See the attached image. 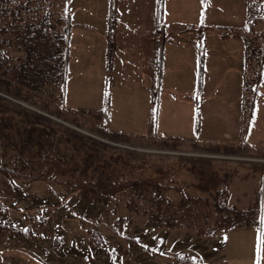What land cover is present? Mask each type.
Returning a JSON list of instances; mask_svg holds the SVG:
<instances>
[{"label":"rangeland","instance_id":"374dc122","mask_svg":"<svg viewBox=\"0 0 264 264\" xmlns=\"http://www.w3.org/2000/svg\"><path fill=\"white\" fill-rule=\"evenodd\" d=\"M62 1L53 7L64 22ZM248 5L249 0H209L208 5L203 0H72L65 105L76 114H94L108 94L111 130L133 133L138 148L167 155L171 162L191 154L215 159L219 180L230 176L218 199L246 210L262 179L264 187V171L256 167L264 169V20L248 22ZM246 39L252 40L249 70ZM260 68L251 109L245 87L247 80L255 85ZM156 109L154 132L170 138L152 133ZM78 119L88 120L86 115ZM230 147L234 153H226ZM176 182L192 198L208 197L189 172ZM73 196L62 184L0 173V220L12 224V230L0 231V264H191L184 256L197 264H264L261 229L252 224L208 235L187 227L148 232L146 217L128 212L121 195L95 211L93 203ZM180 196L171 191L168 197L177 202ZM93 226L105 247L88 239L87 228Z\"/></svg>","mask_w":264,"mask_h":264},{"label":"trees","instance_id":"16d2710c","mask_svg":"<svg viewBox=\"0 0 264 264\" xmlns=\"http://www.w3.org/2000/svg\"><path fill=\"white\" fill-rule=\"evenodd\" d=\"M55 1L1 0L0 173L11 179L62 184L74 193V200L78 197L93 203L94 211L110 205L121 195L127 200L128 212L146 217L148 232L162 227H187L208 235L243 225L261 228L263 179L249 208L229 207L226 198L220 201L218 196L227 192L230 176L225 174L219 180L212 166L215 159L191 154L177 156L181 162H171L167 155L138 148L129 136H135L133 133L109 128L108 94L103 107L94 114H76L65 105L72 0L62 1L67 19L64 22L61 12L53 7ZM258 19H264V0H249L248 22ZM112 22L114 26L116 20ZM205 35L204 31L202 40ZM251 42L248 41L249 45ZM15 52L20 54L16 56ZM253 79L256 81L253 95L248 80L245 87V99L250 98L251 109L256 104L260 74ZM155 103H158L156 95ZM79 115H86L87 122H81ZM152 129L156 134L154 121ZM157 136L170 138L164 134ZM231 149L226 153H234ZM256 167L264 171L260 164L256 163ZM188 172L198 178L197 188L208 197L192 198L185 188H179L177 177ZM171 191L180 192L177 202L168 197ZM2 222L0 231H10V221ZM13 230L19 232L20 228L15 225ZM87 237L97 247H105L106 241L97 226L87 228ZM183 259L197 264L186 256Z\"/></svg>","mask_w":264,"mask_h":264},{"label":"snow or ice","instance_id":"6c2138e0","mask_svg":"<svg viewBox=\"0 0 264 264\" xmlns=\"http://www.w3.org/2000/svg\"><path fill=\"white\" fill-rule=\"evenodd\" d=\"M262 223H264V218H262ZM261 245H262L261 251L264 252V229H261Z\"/></svg>","mask_w":264,"mask_h":264},{"label":"bare ground","instance_id":"6f19581e","mask_svg":"<svg viewBox=\"0 0 264 264\" xmlns=\"http://www.w3.org/2000/svg\"><path fill=\"white\" fill-rule=\"evenodd\" d=\"M68 91H69V90H68V88H67V91H66V92L68 93Z\"/></svg>","mask_w":264,"mask_h":264}]
</instances>
